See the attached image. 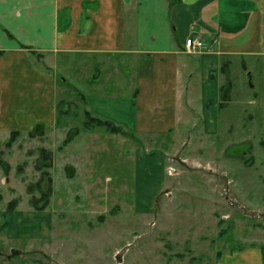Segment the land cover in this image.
I'll use <instances>...</instances> for the list:
<instances>
[{"label":"crops","instance_id":"crops-1","mask_svg":"<svg viewBox=\"0 0 264 264\" xmlns=\"http://www.w3.org/2000/svg\"><path fill=\"white\" fill-rule=\"evenodd\" d=\"M194 35L205 48L190 53ZM251 77L264 135V0H0V146L12 131L54 124L60 84L82 93L84 113L132 136L175 143L200 121L202 137L219 140ZM150 161L138 155L135 169H167ZM55 228L54 211L21 202L3 238L41 242Z\"/></svg>","mask_w":264,"mask_h":264},{"label":"rangeland","instance_id":"rangeland-1","mask_svg":"<svg viewBox=\"0 0 264 264\" xmlns=\"http://www.w3.org/2000/svg\"><path fill=\"white\" fill-rule=\"evenodd\" d=\"M247 79V94H239L247 104L232 111L234 125H221V139L202 137L197 121L181 126L175 143L168 135L84 131L82 93L60 84L54 124L33 126V137L22 131L14 148L0 146L1 212L13 199L33 208L27 187L45 171L37 170L38 150L56 154L54 236L34 243L0 232V264H263L264 135L257 79ZM138 155L166 159L167 169H135ZM10 215H0V225Z\"/></svg>","mask_w":264,"mask_h":264},{"label":"trees","instance_id":"trees-1","mask_svg":"<svg viewBox=\"0 0 264 264\" xmlns=\"http://www.w3.org/2000/svg\"><path fill=\"white\" fill-rule=\"evenodd\" d=\"M63 103L64 101H61L58 104L57 109L62 115H67V111L62 110L61 106L63 105ZM84 114H85V121L83 123V128L86 131L104 129L107 133H110V134L132 136L130 133L125 131L121 126L116 125L111 120L94 117L90 112H87V111ZM38 126H43V125L41 124ZM34 132L35 131H30L29 136L33 137ZM19 136H21V131L19 130L12 131L10 134L9 140L5 144L6 147L10 148L17 141ZM38 152L40 155L39 159L41 161V165H37V170L38 171L45 170V171L42 172L40 179L35 184H31L27 187V191H28V194L31 195V199H30L31 206L36 211H45L49 207L50 199L53 195L54 180L50 173V170L54 166V158H53V152L46 148H39ZM29 154H31V152ZM6 168H7L6 169V172H7L9 169V166H7ZM18 171H21V169H19ZM45 180L48 183V186H47V190L44 191L43 182ZM35 192H39L41 196L39 198L34 196ZM1 200H2V196L0 195V201ZM18 205H19L18 199L11 200L8 203L5 211L1 212L0 210V215L7 218L11 213L16 211ZM7 226H8V222L6 220L5 223L0 225V232H5L7 229ZM263 264H264V250H263Z\"/></svg>","mask_w":264,"mask_h":264},{"label":"built area","instance_id":"built-area-1","mask_svg":"<svg viewBox=\"0 0 264 264\" xmlns=\"http://www.w3.org/2000/svg\"><path fill=\"white\" fill-rule=\"evenodd\" d=\"M185 47L190 53H194L204 49L205 43L202 38L198 36H192L185 41Z\"/></svg>","mask_w":264,"mask_h":264}]
</instances>
